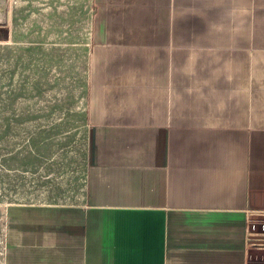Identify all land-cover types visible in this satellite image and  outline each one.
I'll return each mask as SVG.
<instances>
[{
    "label": "crops",
    "instance_id": "crops-1",
    "mask_svg": "<svg viewBox=\"0 0 264 264\" xmlns=\"http://www.w3.org/2000/svg\"><path fill=\"white\" fill-rule=\"evenodd\" d=\"M74 5L94 29L84 148L60 132L1 264H264V0Z\"/></svg>",
    "mask_w": 264,
    "mask_h": 264
},
{
    "label": "rangeland",
    "instance_id": "rangeland-1",
    "mask_svg": "<svg viewBox=\"0 0 264 264\" xmlns=\"http://www.w3.org/2000/svg\"><path fill=\"white\" fill-rule=\"evenodd\" d=\"M74 1L0 0V264L6 209L43 190L42 162L60 166V132L64 148H84L82 119L74 116L94 29L84 26L89 5L75 9ZM60 109L64 125L56 122ZM253 230L264 233V222Z\"/></svg>",
    "mask_w": 264,
    "mask_h": 264
},
{
    "label": "water",
    "instance_id": "water-1",
    "mask_svg": "<svg viewBox=\"0 0 264 264\" xmlns=\"http://www.w3.org/2000/svg\"><path fill=\"white\" fill-rule=\"evenodd\" d=\"M255 242H257V244L264 245V241H255Z\"/></svg>",
    "mask_w": 264,
    "mask_h": 264
}]
</instances>
